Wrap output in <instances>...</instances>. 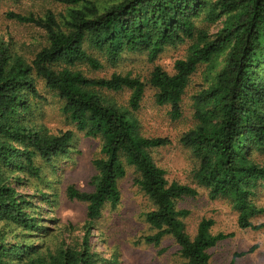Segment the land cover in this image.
Listing matches in <instances>:
<instances>
[{
    "label": "trees",
    "instance_id": "1",
    "mask_svg": "<svg viewBox=\"0 0 264 264\" xmlns=\"http://www.w3.org/2000/svg\"><path fill=\"white\" fill-rule=\"evenodd\" d=\"M54 1L67 6L61 21L52 12L44 19L6 15L45 31L46 44L32 59L0 38V264H116L92 251L89 229L105 206L120 204L118 183L126 167L135 169L134 184L152 204L145 219L156 232L146 241L158 246L170 237L182 264H211L208 251L230 236L214 235L211 219H201L192 237L186 233L189 212L178 204L197 191L169 183L155 164L151 150L168 146L169 140L140 133L134 113L147 84L138 77L94 75L103 68L98 57L115 64L124 52L145 51L153 62L166 48L185 43L186 55L175 61L172 75L159 66L150 73L154 103L168 107L172 121L179 120L191 76L225 56L220 71L193 96L195 126L179 141L197 161L193 180L209 199L228 201L241 229L264 228V222H252L263 212L253 198L264 182V163L252 151L264 154V0H107L111 4L103 9L93 0ZM203 23L220 28L210 34ZM39 82L55 93L60 111L80 132L101 140V157L92 163L93 191L74 186L65 191L69 201L86 205L87 233L78 246L46 247L53 230L32 199L55 201L19 190L30 179H41L43 166L67 155L74 139L71 131L50 134L33 121L44 101ZM123 90L130 91L126 106L110 98Z\"/></svg>",
    "mask_w": 264,
    "mask_h": 264
},
{
    "label": "rangeland",
    "instance_id": "2",
    "mask_svg": "<svg viewBox=\"0 0 264 264\" xmlns=\"http://www.w3.org/2000/svg\"><path fill=\"white\" fill-rule=\"evenodd\" d=\"M100 9L108 7L107 0H93ZM33 15L44 19L52 12L57 20L66 15L67 6L54 0H0V38L9 43L15 53L29 60L46 44L45 31L32 24L18 23L7 18L8 13ZM209 25V24H208ZM203 23L202 28L215 33L220 25ZM188 43L169 47L153 62L148 60L145 51L124 52L115 64L98 57L103 64L97 77H110L112 74L138 77L145 82L146 91L140 108L134 113L141 135L148 138H166L169 145L151 150L155 164L165 172L166 180L194 188L197 196L179 202L178 207L189 212L184 220L185 231L194 235L197 223L201 219H211L214 235L222 233L230 236L211 248L208 253L211 264H264V228L253 230L238 226V213L225 199L210 200L208 192L193 180V171L197 167L191 151L180 143L181 136L195 126L192 116V98L224 65L225 56L217 58L213 64L202 65L190 78V83L182 99V117L172 121L168 107H159L154 103L155 91L148 81L155 66L169 74L174 73V63L186 55ZM87 72L86 68H82ZM89 74V72H88ZM90 75H93L90 73ZM44 101L34 113L33 121L43 126L50 134L71 131L74 139L67 155L56 159L53 166H43L41 179H30L20 192L37 196L38 192L47 194L52 205L39 201L37 206L44 224L50 228L51 235L46 240V247L78 246L86 235V205L69 201L65 191L74 186L83 192H92L91 179L95 175L93 161L101 157V140L86 137L75 124L71 123L60 111L62 102L53 91L38 84ZM110 98L119 105H127L129 90L110 94ZM252 156L264 163V154L252 151ZM137 172L126 167V175L119 183L121 201L118 206H105L101 217L91 226L89 244L92 251L98 252L107 262L116 264H182L179 247L170 237H164L158 246L146 239L155 234L145 219V214L152 210V204L144 193L134 184ZM253 202L263 212L252 222L259 225L264 222V182H260ZM54 220V221H53ZM41 245L40 241L35 242Z\"/></svg>",
    "mask_w": 264,
    "mask_h": 264
}]
</instances>
